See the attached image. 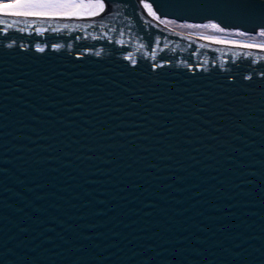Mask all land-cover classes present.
Wrapping results in <instances>:
<instances>
[{
    "label": "water",
    "instance_id": "1",
    "mask_svg": "<svg viewBox=\"0 0 264 264\" xmlns=\"http://www.w3.org/2000/svg\"><path fill=\"white\" fill-rule=\"evenodd\" d=\"M0 16V264H264V52L134 8L264 28V0Z\"/></svg>",
    "mask_w": 264,
    "mask_h": 264
},
{
    "label": "bare ground",
    "instance_id": "2",
    "mask_svg": "<svg viewBox=\"0 0 264 264\" xmlns=\"http://www.w3.org/2000/svg\"><path fill=\"white\" fill-rule=\"evenodd\" d=\"M128 18L124 0H115ZM136 8L143 18L150 34L171 39L210 42L264 52V38L238 35L217 30L193 27L177 28L165 23V12ZM0 16L101 26L115 20L110 11L96 0H0ZM132 20V19H131ZM185 22L181 20L179 22ZM198 23V22H196ZM228 28L231 24H222Z\"/></svg>",
    "mask_w": 264,
    "mask_h": 264
},
{
    "label": "rangeland",
    "instance_id": "3",
    "mask_svg": "<svg viewBox=\"0 0 264 264\" xmlns=\"http://www.w3.org/2000/svg\"><path fill=\"white\" fill-rule=\"evenodd\" d=\"M165 23L170 26L182 28V27H193V28H200L204 30H217L223 32H230L232 34L238 35H253L257 38H264V28L253 26V25H246V24H231L228 28H225L222 24H216L206 21H191L185 18H180L176 16H164ZM181 20H185V22H179ZM198 22V23H196Z\"/></svg>",
    "mask_w": 264,
    "mask_h": 264
}]
</instances>
